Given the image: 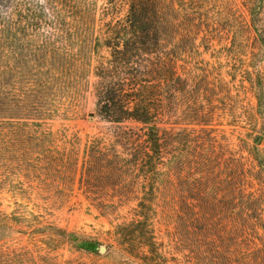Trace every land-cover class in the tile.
Returning a JSON list of instances; mask_svg holds the SVG:
<instances>
[{"label": "rangeland", "instance_id": "obj_1", "mask_svg": "<svg viewBox=\"0 0 264 264\" xmlns=\"http://www.w3.org/2000/svg\"><path fill=\"white\" fill-rule=\"evenodd\" d=\"M50 2L66 9L61 21L88 20L91 28L72 44L67 28L60 31L51 25L36 36L30 29L23 31L24 20L9 11L10 20H18L21 27L10 23L19 31L6 36L5 64L0 66V264H149L147 257L154 255L146 245L151 233L158 253L155 264H195L197 252L202 258L243 263L249 256L248 233L245 228L235 230L232 222L233 183L243 178L233 177L232 165L241 161L245 171L255 173L251 154L257 150L264 157V102L259 108L246 73L264 66L258 42L259 34L264 36V0H156L165 46L175 54L179 72L190 76L191 85L198 80L199 103L205 93L200 77L206 75L211 83L210 98L216 105L213 148L209 163L197 156L202 164L198 168L192 163L193 149L182 157L171 179L160 183L151 226L135 233L118 227L132 221L142 197L135 159L144 153L146 138L136 122L102 119L94 76L95 68L109 57L102 44L104 23L111 20L105 8L111 2L120 5L115 20L121 19L128 0ZM73 4L91 6L90 12L80 9L82 13L71 15ZM258 6L255 30L251 10ZM27 8L21 10L28 14ZM32 8L38 9L35 4ZM57 33L67 35L60 52L40 53L37 44ZM52 40L59 39L56 35ZM189 107L183 104L179 117L169 119L165 127L201 135ZM124 131L129 133L125 140H131L124 147L112 144ZM95 139H100L96 154L102 149L119 156L109 169L117 174L110 178L107 167L90 168L86 162ZM167 169L162 167L163 173ZM258 178L256 184L264 182V176ZM59 231L78 239L71 243ZM85 240L93 245L85 248ZM262 242L264 223L257 240L259 246Z\"/></svg>", "mask_w": 264, "mask_h": 264}, {"label": "trees", "instance_id": "obj_2", "mask_svg": "<svg viewBox=\"0 0 264 264\" xmlns=\"http://www.w3.org/2000/svg\"><path fill=\"white\" fill-rule=\"evenodd\" d=\"M34 4L38 8L37 10L32 8ZM23 5L29 7L27 8L28 14L21 10ZM126 5L125 16L117 20H115V15L119 13L120 5L111 2L105 8L106 15L111 20L104 23L102 44L109 50V57L95 68L94 76L97 79L95 92L98 114L102 119L115 124L127 121L136 122L142 125L146 138L144 153L135 159V166L138 168L137 175L142 177L143 182L142 197L135 209L132 221L118 227L119 230L131 229L132 233H135L143 232L148 226H151L152 216L156 212L155 201L159 194L160 183L165 182L166 177L171 179V176L174 175L172 171L179 169L184 160L183 156L188 157V152L193 149L192 163L194 167L198 168L199 165H202L198 161L199 158L204 161L205 157L206 164L210 162L208 159L211 158L210 150L213 148L211 133L214 130L211 126H213L216 105L210 98L213 90L209 88L211 83L205 77L206 75L200 77L199 80L203 81L205 89L203 97L199 98L202 100L199 103L197 99L200 91L198 92L196 89L198 80L195 81L196 86H193L190 83V76H184L179 72L175 54L164 43V20L157 8L156 0H128ZM69 8L71 12L68 13L75 16L78 13L90 12L91 6L79 8L73 4ZM80 9L83 11L81 12ZM260 9L261 6H258L251 10V22L255 30H258ZM9 11H13L18 19L24 20L26 26L21 27L18 20L11 21ZM61 13H67L66 9H58L52 5L50 0H37L32 4L25 0H0V66L5 64L6 36L11 32L19 31L16 27H10L11 22L13 25L20 26L25 32L27 29L34 31L36 36H42L46 28L52 25L60 31L67 28L68 39L72 44L83 39L84 34L91 28V23L82 19L61 21ZM48 15L54 16L56 19L51 20L47 17ZM56 35L59 40H52ZM56 35L44 37L46 39L42 44H37L38 51L45 55L56 51L60 52L61 43L66 41L63 38H67V35L66 37H62L63 34L60 33ZM96 40L101 43V37H97ZM258 42L264 49V36L259 34ZM33 47L31 46L34 50ZM35 57L44 61L38 55ZM35 60L33 59V61ZM246 73L250 75V82L257 93L259 108H261L264 102V66L256 68L255 72H251L249 68ZM183 104L188 107L192 105L189 108L195 111L192 115H196L201 135L194 136L196 132L186 133V130L174 132L165 127L169 119L179 117L178 114ZM124 134L118 136L112 144L117 143L124 147L131 140L130 137L127 141L125 140L129 134L127 131H124ZM99 144L100 139H95L92 142L90 148L93 150V155L86 162L90 163V168L99 164L104 165L108 169L107 177L110 178L113 174H117L114 170L109 169L117 163L119 156L117 153L114 156L103 153L102 149L96 154L95 151ZM256 151L255 155L251 154V157L256 163L257 172L245 171L241 161L234 160L232 165L233 177L243 178L235 184L233 183V206H231L235 214L232 222L235 230L245 228L244 230L248 233L245 249L249 256L240 264H260L264 253V242L260 246L257 243L259 232L263 229L264 223L262 217L264 182L257 181L258 184L255 183L258 177L262 180L264 176V157ZM187 159H191V157ZM205 166H210V164ZM162 167L165 169L168 167V173L167 171L163 173ZM84 175L86 174L84 173ZM191 189L193 190L194 186ZM59 232L71 243L78 239L75 234ZM148 240L150 241L146 245L151 248V254L154 255L146 257L149 258V264H155L157 258L154 256L158 253L152 233L149 234ZM92 245L93 243L87 240L83 242L85 248ZM236 246L238 245L235 244ZM196 257L195 264H231V262L228 263L226 257L202 258L200 252L196 253Z\"/></svg>", "mask_w": 264, "mask_h": 264}, {"label": "water", "instance_id": "obj_3", "mask_svg": "<svg viewBox=\"0 0 264 264\" xmlns=\"http://www.w3.org/2000/svg\"><path fill=\"white\" fill-rule=\"evenodd\" d=\"M94 115L92 114L91 117H93ZM106 248L105 247H102L101 248V252H105Z\"/></svg>", "mask_w": 264, "mask_h": 264}]
</instances>
